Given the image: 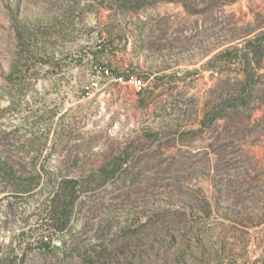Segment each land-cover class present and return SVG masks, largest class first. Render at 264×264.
<instances>
[{
    "label": "rangeland",
    "instance_id": "374dc122",
    "mask_svg": "<svg viewBox=\"0 0 264 264\" xmlns=\"http://www.w3.org/2000/svg\"><path fill=\"white\" fill-rule=\"evenodd\" d=\"M261 30L264 0H0V264H264Z\"/></svg>",
    "mask_w": 264,
    "mask_h": 264
},
{
    "label": "trees",
    "instance_id": "16d2710c",
    "mask_svg": "<svg viewBox=\"0 0 264 264\" xmlns=\"http://www.w3.org/2000/svg\"><path fill=\"white\" fill-rule=\"evenodd\" d=\"M253 48L255 52L264 51V30L256 33L254 37L245 39V44L243 50H249L248 48Z\"/></svg>",
    "mask_w": 264,
    "mask_h": 264
},
{
    "label": "built area",
    "instance_id": "2783aa9c",
    "mask_svg": "<svg viewBox=\"0 0 264 264\" xmlns=\"http://www.w3.org/2000/svg\"><path fill=\"white\" fill-rule=\"evenodd\" d=\"M106 72L109 73V70H106ZM118 79L121 80V81L124 80L123 77H119ZM128 82H134V83H137V84H139V87H140V88L142 87V81H138L136 77H131V78L129 79Z\"/></svg>",
    "mask_w": 264,
    "mask_h": 264
}]
</instances>
